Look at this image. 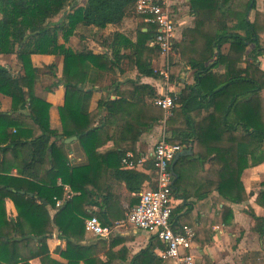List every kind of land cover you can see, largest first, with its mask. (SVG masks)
Segmentation results:
<instances>
[{"label": "trees", "instance_id": "trees-1", "mask_svg": "<svg viewBox=\"0 0 264 264\" xmlns=\"http://www.w3.org/2000/svg\"><path fill=\"white\" fill-rule=\"evenodd\" d=\"M207 1L224 4L223 18L206 23L192 5L195 26L182 30V39L175 43L177 58L169 67V81L180 82L186 69L190 74L179 93H169L176 98L166 123L172 133L167 140L183 147L192 145L193 151L174 165L178 178L173 189L181 179L179 166L210 160L208 170L219 177L211 188L233 203H243L249 193L242 174L251 164L264 161V70L260 62L238 65L245 61L250 43L255 44L256 56L264 55V13L256 11L250 20L255 0ZM68 7L69 12L57 20ZM128 18L139 22L121 31ZM208 24L215 29L203 35L201 30ZM110 25L115 29L109 33L88 31ZM78 27L82 32L73 49L67 42ZM156 34L157 26L136 12V0H0V54L15 55L21 64L13 72L0 63V94L8 99L7 108H2L0 100V264H30L34 258L42 264H113L111 249L119 238L98 237L89 246L81 243L86 239L88 218L97 216L104 225L113 226L138 203L135 196L129 199V208L122 206L123 183L130 194H138L150 178L145 171L124 168L122 158L128 152L139 156L141 134L163 118V110L154 103L160 95L155 87L138 80H126L133 88L123 91L119 77L137 70L139 77L162 79L153 64L160 49L150 44ZM90 37L105 50L91 48ZM225 43L229 49L223 54L220 48ZM33 55L63 58L61 75L54 62L35 66ZM219 66L224 71L219 72ZM46 74L52 78L49 92L64 88L59 127L51 124L52 103L35 91ZM111 74L115 98L102 94L97 107L90 110L94 93L108 89L104 81ZM74 136L85 164H72L61 154L60 144ZM109 142L112 145L104 148ZM154 167L153 159L145 165L149 170ZM58 199L62 200L59 206ZM257 202L264 207V190ZM223 210L231 212L227 206ZM173 215L174 208L172 227L178 231L181 227ZM253 215V230L262 250L247 252L242 258L246 264H264V216ZM56 230L67 242L63 252L67 262L50 256L47 239ZM156 247L166 248L153 235L124 264H165L155 253Z\"/></svg>", "mask_w": 264, "mask_h": 264}, {"label": "crops", "instance_id": "crops-1", "mask_svg": "<svg viewBox=\"0 0 264 264\" xmlns=\"http://www.w3.org/2000/svg\"><path fill=\"white\" fill-rule=\"evenodd\" d=\"M192 5H195L201 12V15L207 19L206 23L213 19L221 20L226 10L224 4L218 1L212 3L207 0H173L176 41L182 39V30L184 28L188 27V29H190L195 26L196 14ZM215 6L216 11H214ZM218 7L221 8L218 9ZM256 11L264 13V0H255V7L249 12L250 20L254 19ZM135 21L137 20L133 18L126 19L124 26L120 30L122 31L126 30L127 27H133L137 24ZM113 29L115 28L110 25L106 30L109 33ZM214 29L212 25L208 24L201 30V33H203V35H209ZM216 29L218 31V28ZM254 48V43H250L247 46V51L244 55L245 61L240 63L238 65L239 67H245L246 61H254L260 62V66L264 70V55L256 56ZM228 49L229 43H225L221 46L220 51L225 54ZM155 61L156 59L153 62L154 66L156 63ZM62 67L63 59L61 58L59 67L60 75L62 73ZM216 69L222 72L224 71V66H219ZM189 74L190 70L186 69L182 74L180 82H166L161 78L148 76L139 77L137 70H129L119 77L121 81L120 89L123 91L132 89V83L125 81L138 80L139 83H147L155 87L159 95L169 94L170 92L177 94L184 87V83L188 81ZM112 78L113 76L111 74L104 81V85L107 86L108 89L104 91L99 90L94 93L90 104V110L97 107V100L102 94L105 96L110 95L112 99L115 98L113 93L115 85L112 82ZM56 92L59 99L56 100V105L54 104V106H56L55 111H57V107L63 103V85L57 87ZM49 93L53 95V91ZM261 95L264 97V91H262ZM58 116V112H53L52 110V127L60 126ZM55 124H57V126H54ZM161 129L162 125L159 121L151 131L141 134L137 144L138 153L146 157V161L137 169L145 171L150 177L144 184V188L153 181L155 176L153 169H146L145 165L152 160L153 149L159 139ZM167 133L168 137L172 136V133L169 132L168 129ZM76 140L77 137L71 141L65 140V144H60L61 154L65 159L71 161L72 164H85V154ZM69 143H71V145H69ZM111 145L112 142H109L104 148ZM187 148L188 146L183 147V149ZM192 154L179 157L177 162L182 157L188 159ZM209 161L210 160L204 161L201 164L198 162L188 164V161H186L183 165L179 166L181 179L179 183L177 182L174 184L172 194V205L174 208L173 218L177 220L180 227L189 225L195 229L196 236L193 245V252L195 255L194 264H246L242 258L243 254L262 250L261 239L258 233L253 230L256 223L253 214L256 216H264V207L257 202L259 192L264 190V184L262 183L264 182V161L258 164H251L243 172L241 179L249 193L248 200L243 203H233L221 195L216 189L211 188L216 185L219 177L216 172H210L208 170ZM175 175L173 183L178 178L176 171ZM121 196L122 206L124 208H129L131 197L137 195L134 193L130 194L123 183L121 185ZM8 205L10 210H13L12 203L8 202ZM225 206L229 207L231 212L224 211L223 208ZM153 235L154 234L146 230L137 229L131 225L121 226L116 229L110 237H106L109 241H112L114 238L120 239L111 249L115 256L113 264H124L125 262L131 261L133 256L149 243ZM97 238L98 237L87 232L86 239L81 244L85 246L93 245L96 243ZM66 243L65 237H62L58 230H56L55 233L47 239L50 256L58 261L67 262V259L63 256V252L67 247ZM108 250L109 244L107 243L105 252ZM162 251L163 249L161 247H156L155 249V253L160 257H162ZM118 254H120V257H118ZM101 256L106 261L109 259L104 252H101ZM30 264L42 263L39 258H34L30 261ZM80 264L85 263L84 261H80ZM165 264L173 263L165 261Z\"/></svg>", "mask_w": 264, "mask_h": 264}, {"label": "built area", "instance_id": "built-area-1", "mask_svg": "<svg viewBox=\"0 0 264 264\" xmlns=\"http://www.w3.org/2000/svg\"><path fill=\"white\" fill-rule=\"evenodd\" d=\"M136 12L145 16V21L157 26V34L150 41L160 49L162 64L156 70L163 76L162 79L169 81V67L173 59L177 58L175 49L176 23L174 20L173 0H136ZM176 96L163 94L154 100L163 112L160 120L161 133L156 142L152 159L154 162L153 181L138 194L139 201L127 213L126 218L115 222L113 226L104 225L97 216L86 220V231L95 237H110L121 226L131 225L137 229L146 230L156 235L165 244L162 258L173 264H194L195 255L193 245L195 241V229L189 225H183L175 231L172 227V189L174 174L172 162L176 154L183 149L178 143H171L166 132V123L173 114ZM146 161L144 155L136 156L128 152L122 158L124 168L137 169ZM69 190L68 187H65ZM68 197L71 193L67 194ZM62 200H57V206Z\"/></svg>", "mask_w": 264, "mask_h": 264}, {"label": "rangeland", "instance_id": "rangeland-1", "mask_svg": "<svg viewBox=\"0 0 264 264\" xmlns=\"http://www.w3.org/2000/svg\"><path fill=\"white\" fill-rule=\"evenodd\" d=\"M85 0H74L75 3H83ZM67 12H69V7L66 8V11L59 15L57 18V20H59L61 17H63L64 14H66ZM135 22H139L138 20ZM136 25H134L133 27H127L126 30H131L135 27ZM107 28L105 29H101V30H97L95 28L89 29L88 31H91L92 33H96V34H100L102 32L104 33H108ZM82 32V28L78 27L76 29V34H74L70 40L67 42L68 45H70L73 49H76L77 46L79 45V37L78 35ZM61 34V33H60ZM87 43L89 44V46L91 48H94L96 50H105V46H101L99 42H97V40H95V38L90 37L87 39ZM63 59V58H62ZM32 61L34 63L35 66H39V67H44L46 64H50V63H56L58 68L60 67L61 64V58L55 56V55H33L32 56ZM155 67L157 68H161V64H162V59H161V54L159 56L158 59H156L155 61ZM0 63L4 64L5 66H7L11 71L13 72H18L21 68V64L18 62L17 58L15 55H6V54H0ZM52 83V78L49 75H44V77L42 78V80L40 82H38L35 86V91L36 94L51 102L52 103V107L50 109V114L53 110V112H58V107H57V111L56 110V106H54V104L56 105V100L59 99L58 94L56 92L57 88H53V95H51L48 90H47V86H50ZM0 100L2 101V108H7L8 107V99L2 95H0ZM55 115V114H54ZM59 119V116H58ZM54 126H57V124H55ZM167 132V129H166Z\"/></svg>", "mask_w": 264, "mask_h": 264}, {"label": "water", "instance_id": "water-1", "mask_svg": "<svg viewBox=\"0 0 264 264\" xmlns=\"http://www.w3.org/2000/svg\"><path fill=\"white\" fill-rule=\"evenodd\" d=\"M182 80H184V79H182ZM74 139H76L75 136L66 139V141H71V140H74ZM186 154H188V155L192 154V145H190L187 149H183V150L179 151V152L176 154V156L174 157L173 162H172V169L174 168V165L176 164V162H177V160L179 159V157H181V156H183V155H186ZM173 174H174V177H175L176 175H175L174 170H173Z\"/></svg>", "mask_w": 264, "mask_h": 264}]
</instances>
